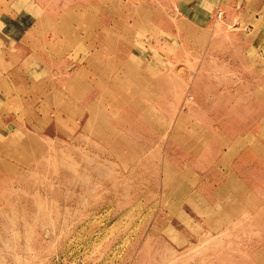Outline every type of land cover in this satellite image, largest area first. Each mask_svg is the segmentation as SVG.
I'll return each instance as SVG.
<instances>
[{
	"label": "rangeland",
	"instance_id": "obj_1",
	"mask_svg": "<svg viewBox=\"0 0 264 264\" xmlns=\"http://www.w3.org/2000/svg\"><path fill=\"white\" fill-rule=\"evenodd\" d=\"M17 1L0 264H264V0Z\"/></svg>",
	"mask_w": 264,
	"mask_h": 264
},
{
	"label": "crops",
	"instance_id": "obj_2",
	"mask_svg": "<svg viewBox=\"0 0 264 264\" xmlns=\"http://www.w3.org/2000/svg\"><path fill=\"white\" fill-rule=\"evenodd\" d=\"M11 2H12V4H13V2H15V0H11ZM38 2H39V0H25V5L23 4V2L22 1H17V3H19V4H23L24 5V7L23 8H21L22 10L24 9H31L30 10V12L32 13V10H35L33 13H34V15H31V16H24V20H26L27 18H29V19H33V20H36L37 21V23L35 24V25H37V26H40V25H42V28H41V30H36V29H32L31 31L33 32V33H38L39 35H41L42 34V36L45 34L44 32H46L47 30H49V25H50V20H52L51 19V17H50V15H48V13H46L47 11L45 10V9H43L42 7H40L39 5H38ZM28 7V8H27ZM28 9V10H29ZM35 12H37L36 13V15H35ZM32 13V14H33ZM65 14V13H64ZM80 15V14H79ZM20 19H22L21 17H17V19H16V21H19ZM24 33L25 34H23V35H27L28 33H27V31H24ZM21 34V35H22ZM38 34H35V35H38ZM17 35V34H16ZM39 35L37 36V37H34V39L32 40V44L34 45V44H39ZM29 36H31V35H29ZM29 41L30 40H26V42H27V44H29ZM43 42V41H42ZM42 44V43H41ZM27 49V48H26ZM4 83H7V81H6V79L3 81L2 80V78L0 77V93H1V90H2V85L4 84ZM1 95V94H0ZM234 181V182H233ZM231 182H233V183H231ZM229 183H231V184H235V185H239L240 187H239V189H241V195H245L246 194V192H245V189H244V187H243V185H242V183H241V181H240V179H238V178H236V177H234V178H232L230 181H229ZM225 186V184L223 185V187ZM227 186V185H226ZM243 188H242V187ZM244 186H245V184H244ZM246 187V186H245ZM247 188V187H246ZM247 190V189H246Z\"/></svg>",
	"mask_w": 264,
	"mask_h": 264
}]
</instances>
